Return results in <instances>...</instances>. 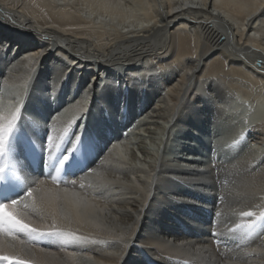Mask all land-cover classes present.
Listing matches in <instances>:
<instances>
[{
	"label": "bare ground",
	"instance_id": "bare-ground-1",
	"mask_svg": "<svg viewBox=\"0 0 264 264\" xmlns=\"http://www.w3.org/2000/svg\"><path fill=\"white\" fill-rule=\"evenodd\" d=\"M1 85L43 113L0 114V204L36 229L0 232V264H264V0H0ZM68 92L116 124L44 107ZM152 125L156 158L122 156ZM193 130L251 146L172 158Z\"/></svg>",
	"mask_w": 264,
	"mask_h": 264
},
{
	"label": "rangeland",
	"instance_id": "rangeland-1",
	"mask_svg": "<svg viewBox=\"0 0 264 264\" xmlns=\"http://www.w3.org/2000/svg\"><path fill=\"white\" fill-rule=\"evenodd\" d=\"M70 92V91H69ZM69 92H68V94H69ZM61 95V96H58V95H55V96H52L51 98H50V101H49V103L46 105H44V107L47 109V110H51V111H54V112H57V111H59L58 112V114H57V116L58 115H60L61 117H63V119H69L70 117H72L73 116V114L74 115H76L79 111L81 112L82 111V115H88L89 113H93L92 114V116H94L95 115V117H94V121L93 122H96L95 124H98V125H102V123L104 124V122H108V123H106L108 126H111V124H116V123H114V122H116V118L115 117H117L116 115H117V113H116V115H115V113H113L111 110H110V112H107V111H105V112H107V113H105V115H106V118H105V121H103L102 119V116H103V114H104V111H100V112H98L97 114H96V112H92V111H88L87 113H84L85 112V109H87L88 110V108H85L84 110L82 109V108H84L83 107V104L81 103L82 101L80 100V98L79 99H75L76 98V95L77 94H74V96H72V95ZM31 96V97H30ZM72 96V97H71ZM37 96H34L32 93L29 95V94H27L26 96H24V98H23V96H21V95H19V93H18V90H13L10 86H8V85H1V87H0V114L1 115H8V117H11L12 116V113L14 114V113H16V111H17V109L18 108H20L19 110H24V111H27V113L28 114H30V115H33V116H37V114H40V113H43L42 111H39V110H42V108H40V109H38L37 108V105H38V102H37V98H36ZM23 98V99H22ZM31 98V99H30ZM59 98V99H58ZM20 99H22L21 101H20ZM39 99V98H38ZM62 99V100H61ZM40 100V99H39ZM38 100V101H39ZM59 100H61V101H59ZM45 101V100H44ZM31 102V103H30ZM33 102H36L35 104L33 103ZM39 102H41V101H39ZM57 103V104H56ZM90 105V104H89ZM104 105H106V104H104ZM20 106V107H19ZM125 107H121L122 109L121 110H123V112L125 113V114H129V110H128V108H127V106H126V103H125V105H124ZM246 106H249V105H247L246 104ZM29 107V108H28ZM52 107V108H51ZM108 107V106H107ZM114 107H116V106H114ZM17 108V109H16ZM27 108H28V110H27ZM35 108V109H34ZM34 110V111H33ZM36 110V111H35ZM251 110V109H250ZM103 112V113H102ZM5 113V114H4ZM60 113V114H59ZM111 115H110V114ZM79 114V113H78ZM11 115V116H10ZM82 115H78V116H80L79 117V119L82 121V123L83 124H80V126L78 127V130L79 131H83V129H84V127L86 128L87 127V125L89 124V120H88V122H87V125H86V123H85V125H84V122L86 121V118L85 117H83ZM97 116V117H96ZM113 116V117H112ZM109 117V118H108ZM58 117H54L53 118V120H56ZM114 118H115V120H114ZM118 118V117H117ZM90 119V118H89ZM142 119V118H141ZM140 119V120H141ZM121 122H122V127L123 128H125L126 129V131H125V134H123V138H124V140L127 142L128 140H129V136L131 135V134H133L134 133V129H135V126L136 125H133L132 123H131V120H129L126 116L123 118V119H121ZM78 124V123H77ZM133 127V128H132ZM152 127V130H153V133L152 134H149V133H146V132H144V131H142V135H143V137H144V135H145V137L144 138H142V141L140 140V141H138V142H140V143H137L136 142V144H134V145H131L130 146V148H131V150L129 149V148H126V147H124L123 146V142H122V144H120L119 145V147H120V149H119V152L120 153H122V156H124V154L125 155H136L137 156V158H139V159H141V160H146V158H147V160L146 161H150V160H148V159H150V158H152V157H155L156 158V156H157V153H158V145L160 144V141L158 140L160 137H162V134H163V130L161 129V128H159V126H156V125H152L151 126ZM143 128V127H142ZM146 128V127H145ZM144 128V129H145ZM128 129V130H127ZM177 130V129H176ZM178 130H180L181 132H179V134H181L182 132L184 133V131L186 130V128L184 127V128H182V129H178ZM183 130V131H182ZM104 132V131H103ZM131 132V133H130ZM193 132L194 133H198V131H196V130H193ZM185 133H186V131H185ZM190 133V132H189ZM114 134L115 133H112L111 132V134L110 135H112L113 137H114ZM156 134V135H155ZM160 135V136H159ZM190 135V140H189V142H190V144H191V146H192V149L194 148V150L195 151H192V152H184L183 151V149H181V147L179 146L180 144H179V142H181V140L179 139L180 137H178V138H176L177 139V141L178 142H176V141H174L173 142V146L171 147V153H170V155L172 156V158H173V156H175V154H189V155H192V156H194V155H198V153H201L202 155H198V157L199 158H201V157H203L204 158V156H203V152L205 151L206 153H209L210 154V157L211 158H217V156H216V154H215V151H221L223 148H224V151H223V153L224 152H227V151H229V152H231V153H235V151L236 152H238L239 150L240 151H247L249 148H250V146H251V143L250 142H247L246 140H244L246 137H244L245 135H246V132H245V130H241V131H239V132H236L235 134H234V137H232V139H230V138H228L229 139V144L228 145H224V141L223 142H220V143H217L218 144V148L216 149H213L212 150V148H209V147H207L206 146V141H208L209 140V137L205 134V133H202V134H197V135H194V134H189ZM199 135V136H198ZM159 136V137H158ZM107 137V136H106ZM121 137V136H120ZM198 137V138H197ZM242 137L244 138V139H242ZM125 138H127V139H125ZM155 138V139H154ZM182 138V137H181ZM220 138V137H219ZM235 138V139H234ZM157 139V140H156ZM208 139V140H207ZM227 139V140H228ZM199 140V141H198ZM206 140V141H205ZM210 140L212 141V139L210 138ZM227 140L225 141V143L227 142ZM235 140V141H234ZM220 141V140H219ZM80 142V141H79ZM156 142V143H155ZM214 142V141H213ZM240 142H242L241 143V148H243L244 147V149H241L240 147H237V148H235L237 145H238V143H240ZM81 143H83V140L81 141ZM245 143V144H244ZM208 144V143H207ZM231 144V145H230ZM214 145V144H213ZM216 145V144H215ZM236 145V146H235ZM248 145V146H247ZM175 146H177V147H175ZM177 148V149H176ZM144 149V150H143ZM174 149V150H173ZM176 149V150H175ZM221 149V150H220ZM235 149H238V151L237 150H235ZM130 150V151H129ZM212 150V151H211ZM163 151V150H162ZM233 151V152H232ZM239 151V152H240ZM212 152V153H211ZM214 152V153H213ZM213 156V157H212ZM197 157V158H198ZM207 157V156H206ZM175 158V157H174ZM206 159V158H205Z\"/></svg>",
	"mask_w": 264,
	"mask_h": 264
},
{
	"label": "snow or ice",
	"instance_id": "snow-or-ice-1",
	"mask_svg": "<svg viewBox=\"0 0 264 264\" xmlns=\"http://www.w3.org/2000/svg\"><path fill=\"white\" fill-rule=\"evenodd\" d=\"M143 26V25H142ZM3 118L0 117V120ZM17 117L13 116L12 119L6 123H0V156L5 153V149L7 146V142L10 134L13 132L14 124ZM51 137L48 138L49 144H51ZM2 171V168H0ZM27 195L29 197L32 196V192L28 191ZM18 200H14L10 203L0 204V232H8V233H35L36 229L31 228L28 223H25L23 220L17 217V215L11 211L16 204H18ZM27 207V205H25ZM245 215H252L250 212L245 213ZM251 227V226H249ZM40 236H53L57 235L56 233H39ZM9 257L0 255V260H8ZM18 264H24L23 261H19Z\"/></svg>",
	"mask_w": 264,
	"mask_h": 264
}]
</instances>
